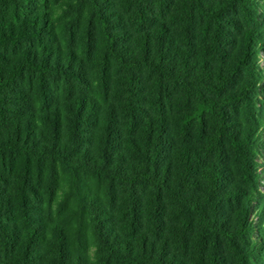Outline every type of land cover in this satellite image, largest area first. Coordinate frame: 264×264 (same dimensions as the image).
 Segmentation results:
<instances>
[{
    "label": "trees",
    "instance_id": "1",
    "mask_svg": "<svg viewBox=\"0 0 264 264\" xmlns=\"http://www.w3.org/2000/svg\"><path fill=\"white\" fill-rule=\"evenodd\" d=\"M264 0H0V264H264Z\"/></svg>",
    "mask_w": 264,
    "mask_h": 264
},
{
    "label": "rangeland",
    "instance_id": "2",
    "mask_svg": "<svg viewBox=\"0 0 264 264\" xmlns=\"http://www.w3.org/2000/svg\"><path fill=\"white\" fill-rule=\"evenodd\" d=\"M264 61V60H263ZM264 63V62H263Z\"/></svg>",
    "mask_w": 264,
    "mask_h": 264
}]
</instances>
